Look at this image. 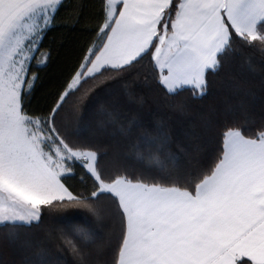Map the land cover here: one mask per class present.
I'll return each mask as SVG.
<instances>
[{
    "label": "snow or ice",
    "instance_id": "snow-or-ice-1",
    "mask_svg": "<svg viewBox=\"0 0 264 264\" xmlns=\"http://www.w3.org/2000/svg\"><path fill=\"white\" fill-rule=\"evenodd\" d=\"M0 264H264V0H0Z\"/></svg>",
    "mask_w": 264,
    "mask_h": 264
},
{
    "label": "trees",
    "instance_id": "trees-1",
    "mask_svg": "<svg viewBox=\"0 0 264 264\" xmlns=\"http://www.w3.org/2000/svg\"><path fill=\"white\" fill-rule=\"evenodd\" d=\"M52 36L55 37L53 48L59 52V56H57L56 62L53 64L50 71L56 72L58 70V67L62 65L65 60L70 59L76 54L75 49L77 48L79 42L83 39V36L80 33L68 29L58 30V32L53 33ZM218 99L219 96L214 94L213 96L209 97L204 103H215L218 101ZM71 183L77 184V186L79 187L78 179L71 181Z\"/></svg>",
    "mask_w": 264,
    "mask_h": 264
}]
</instances>
